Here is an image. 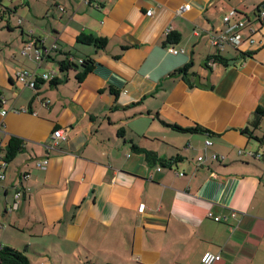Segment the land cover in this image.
Listing matches in <instances>:
<instances>
[{
	"label": "crops",
	"instance_id": "crops-1",
	"mask_svg": "<svg viewBox=\"0 0 264 264\" xmlns=\"http://www.w3.org/2000/svg\"><path fill=\"white\" fill-rule=\"evenodd\" d=\"M3 4L0 155L13 137L24 147L0 179L1 244L20 240L33 264H203L206 252L222 255L214 264H264V113L255 124L264 111V0ZM231 9L249 24L240 47L218 51L210 32L226 29ZM172 32L179 42H167ZM81 34L107 45L81 43ZM29 41L37 42L24 52ZM67 57H91L94 68L79 81L78 70L60 71ZM187 64L188 73L171 74ZM197 75L211 86H198ZM158 115L200 130L176 131ZM63 127L66 140L52 147ZM134 145L174 161L149 162Z\"/></svg>",
	"mask_w": 264,
	"mask_h": 264
},
{
	"label": "trees",
	"instance_id": "trees-1",
	"mask_svg": "<svg viewBox=\"0 0 264 264\" xmlns=\"http://www.w3.org/2000/svg\"><path fill=\"white\" fill-rule=\"evenodd\" d=\"M4 7L5 6L3 4V0H0V22L2 21V18H3V8ZM21 21H22V19L20 20V22ZM180 39H181L180 33L172 32L168 35L167 42L174 44V43L179 42ZM78 40L81 43L88 44V45H94L97 48H104L108 42L105 37H101V36L95 37V36L90 35V34H81L80 37L78 38ZM35 43H33L32 41H29V43L28 44L26 43V45L24 46V49L27 47V45L32 44V46H33ZM36 46H37V49L39 50L38 45H36ZM242 54H245V53H242ZM213 57L215 58V60L218 59L217 61L223 62V58L220 54H216ZM94 62H95L94 59L91 57L80 59L79 62L75 61L74 59H70L67 57V59H64V60L59 62V68H60V71L62 72V74L64 72L69 71V70H78L77 78L79 81H82L84 79V77L90 71L93 70ZM191 66H192V64H187L181 68L176 69L171 74L172 75L178 74V73L186 74V73H188ZM44 81H46V80H44ZM49 81L53 85H58L60 83L57 75L52 80H49ZM36 88H37V85L35 86V89ZM108 89L114 95L119 94V90L113 86H110ZM263 113H264V111L262 109H258V119L256 120L255 124L259 123L260 117H261V115H263ZM158 119L160 120V122L162 124L170 126L174 130L179 131V132H195V131L200 130V127H198V126L197 127H183V126H180V125L175 124V123L167 122L166 120L160 118L159 115H158ZM51 145H52V143H51ZM23 147H24V141L19 139V138L13 137L9 141V143L6 147V155L4 157L6 162L7 163L12 162L14 160V158L18 155V153L23 150ZM133 147H134V149L144 151L145 156L149 162L159 163L161 165H165V166L168 165L169 166L174 161L173 159H165V158L160 157L155 151H150V150H145V149L143 150L142 148H139L136 145H134ZM180 173H182V172H180ZM140 211H142V210L140 209ZM0 264H33V262L30 259V257L24 251H21L17 248L9 246V245H3L0 242Z\"/></svg>",
	"mask_w": 264,
	"mask_h": 264
},
{
	"label": "built area",
	"instance_id": "built-area-1",
	"mask_svg": "<svg viewBox=\"0 0 264 264\" xmlns=\"http://www.w3.org/2000/svg\"><path fill=\"white\" fill-rule=\"evenodd\" d=\"M191 5L190 3L183 4L179 7V12L183 13L186 12L188 9H190ZM152 10L148 11V15L152 14ZM240 12L237 9H231L227 11V13L223 16V23L226 25V29L222 32H210V43L217 48L218 51H222L226 46H231L234 48H238L241 45V34L240 31L245 28L249 23H246V21L242 20L241 18H236L237 15H239ZM260 18L264 20V11L261 12ZM254 32V30L252 29ZM32 44L27 45V47L24 49V52H26L28 49L31 48ZM170 51L173 53H178L179 50L175 48H170ZM37 61L42 60V53L40 50H36V56ZM211 64H215L214 58L211 59ZM56 76V73H45L43 74L42 78L44 80H52ZM18 80L21 83L27 84L30 87L35 88L37 85V81L34 77H32V74H30L27 71H20L18 73ZM3 114H6V111H3ZM67 138V131L63 128H58L53 132L52 139V147H56L59 144L60 140H66ZM213 144V141L211 139H206L205 141V147L208 148ZM251 155L260 156V154L256 155L253 154V152H250ZM210 158L213 161H223L224 155L213 152L210 155ZM205 159L204 155H200L198 157V162H203ZM49 160L48 158L43 159V161L38 162V166L45 167L48 164ZM7 162L4 159L2 155H0V179H3L5 177L4 169L7 166ZM160 169V168H159ZM184 173H180V175H183ZM25 177H28V175H25ZM16 199H19L21 196V191L18 190L16 193ZM18 202L14 204V207H17ZM141 210H144V205H142ZM216 219H219L217 217ZM3 226L2 223H0V228ZM222 259V255L220 253H213V252H206L202 256V262L204 264H214Z\"/></svg>",
	"mask_w": 264,
	"mask_h": 264
},
{
	"label": "rangeland",
	"instance_id": "rangeland-1",
	"mask_svg": "<svg viewBox=\"0 0 264 264\" xmlns=\"http://www.w3.org/2000/svg\"><path fill=\"white\" fill-rule=\"evenodd\" d=\"M4 227V225L0 228V231L2 230V228ZM1 238V237H0ZM8 241V243L7 242H5V241H3V243L5 244V245H10V246H12L11 244H15L16 246H18V247H16V246H12V247H14V248H17V249H19L20 247V244H21V241L20 240H16V239H14L13 237H9L8 239H7ZM0 242H2V238L0 239ZM22 248H24V247H22ZM19 250H21V251H24L26 254H27V251L25 250V249H19ZM32 253H33V251H31ZM28 255V254H27Z\"/></svg>",
	"mask_w": 264,
	"mask_h": 264
},
{
	"label": "water",
	"instance_id": "water-1",
	"mask_svg": "<svg viewBox=\"0 0 264 264\" xmlns=\"http://www.w3.org/2000/svg\"><path fill=\"white\" fill-rule=\"evenodd\" d=\"M205 67H206L207 69H209V74H211L212 69L209 68V66H207L206 64H205ZM196 84H197L198 86H204V87H210V86H211L209 82H208L207 84H202V83H200V76H199V75L196 76ZM20 184H21V182L18 183V186H19ZM18 190H20V189L18 188ZM16 202H17V201H16ZM16 202H15V203H16Z\"/></svg>",
	"mask_w": 264,
	"mask_h": 264
}]
</instances>
